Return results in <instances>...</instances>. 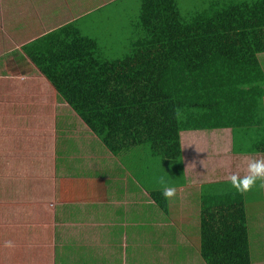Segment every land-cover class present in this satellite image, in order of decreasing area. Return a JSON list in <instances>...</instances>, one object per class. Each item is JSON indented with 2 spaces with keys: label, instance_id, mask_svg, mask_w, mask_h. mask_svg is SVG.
I'll return each instance as SVG.
<instances>
[{
  "label": "crops",
  "instance_id": "0c3cea01",
  "mask_svg": "<svg viewBox=\"0 0 264 264\" xmlns=\"http://www.w3.org/2000/svg\"><path fill=\"white\" fill-rule=\"evenodd\" d=\"M114 1L0 0V264H208L202 204L184 201L231 187V174L264 159L237 152L230 127L183 130L181 185L160 208L153 193L169 184H156L147 148L113 155L23 50ZM256 67L264 84V54ZM245 193L264 199V186Z\"/></svg>",
  "mask_w": 264,
  "mask_h": 264
},
{
  "label": "trees",
  "instance_id": "16d2710c",
  "mask_svg": "<svg viewBox=\"0 0 264 264\" xmlns=\"http://www.w3.org/2000/svg\"><path fill=\"white\" fill-rule=\"evenodd\" d=\"M126 1L99 10L118 17L131 10L133 37L123 50L103 47L81 22L23 50L113 155L131 158L147 148L158 161L148 164L158 169L156 184L181 185L183 130L230 127L237 152L264 154V84L256 67L264 54V0H195L185 10L182 0ZM214 190L201 199L204 259L255 264L252 234L260 230L263 241L264 199L250 214L245 192ZM153 196L168 213L163 191Z\"/></svg>",
  "mask_w": 264,
  "mask_h": 264
},
{
  "label": "rangeland",
  "instance_id": "374dc122",
  "mask_svg": "<svg viewBox=\"0 0 264 264\" xmlns=\"http://www.w3.org/2000/svg\"><path fill=\"white\" fill-rule=\"evenodd\" d=\"M78 1V0H77ZM90 0H81V9L85 8V3L89 2ZM195 0H182L181 2V8L187 9V4L194 3ZM127 3H134L132 0H127ZM131 7V6H130ZM139 7V3H138ZM189 7V6H188ZM113 10V9H112ZM129 12H125V16H120L122 13H120L119 17L113 15L111 13V10L104 9V12H96L92 16L88 18V20H84L83 23L86 29L84 30L86 34L89 36L98 38L100 40V43L103 45V47H106L107 49L111 48L114 51L116 49L123 50L124 48L129 47L130 42L128 40L129 37H133V30L134 25L136 22V19H132V17L129 16ZM140 12V7L139 11ZM88 14V13H87ZM86 14V15H87ZM112 16V17H111ZM6 47H17L15 44L6 43ZM52 157H56V154L51 153ZM231 166V165H230ZM258 199H251L250 203L248 205L249 212L255 213V208L259 205ZM185 206L188 208H195L198 206L201 207L202 200L200 199H186L184 201ZM253 216H258L257 214H252ZM252 226V225H251ZM253 229V228H252ZM262 233V232H261ZM260 230H258L256 233L253 232L252 234V242H253V254H254V263L255 264H264V238L263 241L261 240ZM264 235V232L262 233ZM264 237V236H262ZM263 242V244H262ZM261 245V248L259 250V245ZM174 255V254H173Z\"/></svg>",
  "mask_w": 264,
  "mask_h": 264
},
{
  "label": "clouds",
  "instance_id": "9594fccd",
  "mask_svg": "<svg viewBox=\"0 0 264 264\" xmlns=\"http://www.w3.org/2000/svg\"><path fill=\"white\" fill-rule=\"evenodd\" d=\"M229 181L237 191L247 192L256 186L257 181L261 182V186H264V159H253L248 162L247 174L241 176L239 173H233L229 176ZM176 194L175 187L165 186L163 188V196L165 198H171ZM6 246L12 247V241H6Z\"/></svg>",
  "mask_w": 264,
  "mask_h": 264
}]
</instances>
